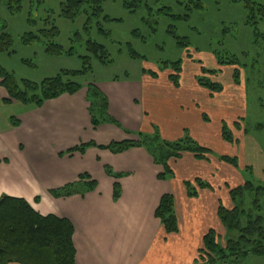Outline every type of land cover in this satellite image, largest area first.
Here are the masks:
<instances>
[{"label": "crops", "instance_id": "crops-1", "mask_svg": "<svg viewBox=\"0 0 264 264\" xmlns=\"http://www.w3.org/2000/svg\"><path fill=\"white\" fill-rule=\"evenodd\" d=\"M198 72L199 65L182 64L177 87L168 79L169 70L156 78L142 72L137 80L97 84L115 123L96 128L91 125L86 91L62 95L37 108L4 102L7 94L0 87V111L5 112L8 105L17 109L0 127V198L24 199L42 216L68 220L74 227L76 264H204L200 259L204 237L210 230L217 236L224 232L218 207L229 209V188L244 182L240 170L220 162L217 156L234 155L239 160L237 149L223 141L221 126L223 122L228 125L230 117H244L246 100L242 91L239 96L228 95L226 87L220 93L209 92L198 85ZM12 119L18 122L16 127ZM155 129L166 141L179 140L187 131L213 155L197 160L184 153L168 163L174 177L160 181L157 177L162 168L143 148L120 154L99 149L137 140L136 134L150 135ZM241 136L244 141L246 136ZM89 143L96 146L83 153H68ZM105 167L119 177L106 175ZM82 175L90 178L85 182L96 183L94 191L62 198L51 195L78 183ZM195 180L211 188L197 189V195L189 197L184 183L194 184ZM115 185L119 187L117 199ZM164 195L174 199L178 226L174 234L165 233L155 217Z\"/></svg>", "mask_w": 264, "mask_h": 264}, {"label": "trees", "instance_id": "trees-1", "mask_svg": "<svg viewBox=\"0 0 264 264\" xmlns=\"http://www.w3.org/2000/svg\"><path fill=\"white\" fill-rule=\"evenodd\" d=\"M5 8L10 14L20 11L19 3L24 0H2ZM105 0H65L59 6V16L66 20L74 21L79 15L86 16V22L92 19L109 21L110 18L103 15V4ZM123 7L128 11L134 12L144 4V0H122ZM187 11L201 9L199 0H186ZM245 1L247 10L246 25H256L257 20H264V5L255 4L250 0ZM178 5L182 1L177 0ZM31 6V5H30ZM33 25L35 21H28ZM49 25L37 32H28L21 36V42L30 45L40 42L47 55L57 57L63 54L72 55L71 50L64 51L62 46L55 42L59 35V30L51 21H44ZM0 23V53L11 54L12 36L3 29ZM49 27V28H48ZM102 34L104 31L100 29ZM254 44L259 39L264 41V35L257 32ZM180 48L187 49L190 46L188 41L179 42ZM220 47V45H218ZM87 52L97 59L107 56L104 46L87 41ZM131 49V48H130ZM129 51L133 53L132 50ZM208 51L214 58L217 68L201 67V75L196 77L199 86L211 93H220L223 86L220 82L214 81L212 77L221 74V69L233 67L232 81L239 84L240 69L245 71L246 82L249 80V73L254 68L255 60L242 62L236 55L230 54L225 50L210 47ZM74 55V54H73ZM83 64H88V57H82ZM27 63V61H26ZM198 64L200 62L197 61ZM169 70V81L174 87L178 86L179 76L182 71L181 60L174 63L160 64V72ZM158 72V73H160ZM81 72H72L68 78L67 74H58L52 78L43 80L41 83H31L28 80H17L13 75L0 67V87L6 92L7 98L4 102L15 101L23 105H33L40 107L43 102L56 99L62 95H74L82 88L80 83L74 82V76H79ZM152 78H156L158 73L144 71ZM215 79V78H214ZM86 100L89 104L88 112L91 125L96 128L102 124H114L107 114V101L96 88H87ZM205 118V117H204ZM244 121L245 118H240ZM12 126L16 127L18 122L11 121ZM236 130H241L238 123H234ZM258 132H264V126H256ZM244 136L249 135L248 126L242 129ZM137 140L111 143L106 147L99 146V149L109 150L112 154H120L134 147L143 148L152 158L154 164L162 168V173L158 175V180L166 181L174 177L168 163L170 160L179 159L184 153L194 155L197 160H206L207 156L213 152L194 141L187 131L183 137L176 141L163 140L155 129L153 134H136ZM221 137L228 144L235 143L233 135L228 125L223 122L221 126ZM89 146H96L94 143L80 145L68 151V153H83ZM218 160L235 169L239 166L238 158L231 156H217ZM5 162V161H4ZM106 175L117 178L111 169L104 168ZM252 169H244L240 172L243 175L242 185L229 188V197L232 208L227 209L221 204L218 207V219L226 233V247L222 248L213 230H210L204 237L203 249L200 251V259L204 264H241L249 257H264V171L263 179L259 183H254ZM89 176L82 175L78 183L69 184L61 189L51 192L55 198L70 197L72 195H84L92 192L96 188V183L90 181ZM184 186L189 197L197 195V189H210V185L201 180H195L194 184L185 182ZM119 197V187L114 186V199ZM37 202V200H36ZM164 228L165 233L174 234L178 231L176 216L174 213V199L171 195H164L155 212ZM74 227L66 219H61L53 215L42 216L37 213L30 204L24 199L2 196L0 198V264H76L75 248L73 244Z\"/></svg>", "mask_w": 264, "mask_h": 264}, {"label": "rangeland", "instance_id": "rangeland-1", "mask_svg": "<svg viewBox=\"0 0 264 264\" xmlns=\"http://www.w3.org/2000/svg\"><path fill=\"white\" fill-rule=\"evenodd\" d=\"M179 1H182L181 5L177 0H144L140 8L131 12L123 7L122 0H105L102 16L110 20L100 17L89 23L85 15H79L74 21L59 16V6L65 0H24L18 4L22 6L16 14H10L0 0V23L12 36L10 50L13 51L11 54L0 53V67L17 80L37 84L58 74L65 73L72 78L70 73L81 72L73 79L80 83L82 91L87 92L88 87L97 89V84L106 80H137L144 71L158 73L160 64L179 60L183 66L216 68L214 58L208 51L210 47L236 55L242 62L255 60L253 70L247 71V82L245 71L240 69V83L235 85L232 81L233 67L223 68L221 74L212 79L226 87L230 96H239L238 91H242L241 96L246 100L244 117H230L228 123L233 140L238 142L236 148L232 143V149H237L241 162L237 170L251 168L254 183H259L264 171V132H258L256 126H264V41L259 39L257 44L253 41L255 32L264 35V20H257L255 26L246 25L247 10L243 0H199L202 8L189 12L186 9L188 1ZM250 1L264 5V0ZM31 20L35 21L33 25L28 22ZM45 20H52L59 30L55 42L64 51L71 50L74 55L52 57L45 53L40 42L30 45L21 42V36L25 33L44 29ZM100 29L106 34H102ZM179 38V42L188 41L189 48H180ZM88 40L104 46L107 56L97 59L90 55L86 49ZM82 57H88L89 63L83 64ZM163 73L165 71L160 72ZM200 75L201 70L198 72ZM7 107L5 112L0 111V127L5 126L6 116L14 115L17 110L9 105ZM240 118L245 119L241 121ZM230 122L238 123L241 130H236ZM244 125L248 126L249 135L243 141ZM214 152L222 154L218 150ZM225 236V231L218 236L222 248L227 244ZM241 264H264V257L251 256Z\"/></svg>", "mask_w": 264, "mask_h": 264}]
</instances>
